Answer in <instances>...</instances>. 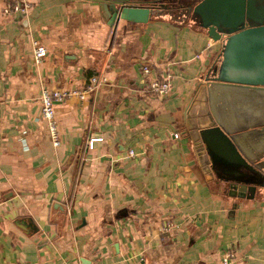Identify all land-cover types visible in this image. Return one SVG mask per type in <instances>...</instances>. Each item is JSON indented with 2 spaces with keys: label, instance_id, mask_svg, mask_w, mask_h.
<instances>
[{
  "label": "crops",
  "instance_id": "obj_1",
  "mask_svg": "<svg viewBox=\"0 0 264 264\" xmlns=\"http://www.w3.org/2000/svg\"><path fill=\"white\" fill-rule=\"evenodd\" d=\"M110 1L28 0L22 12L0 0V264H264V189L232 195L194 145L221 43L168 15L113 23ZM161 1L180 4L129 3ZM166 73L170 93L153 95ZM94 75L107 80L85 99L56 103L54 147L42 89L81 91Z\"/></svg>",
  "mask_w": 264,
  "mask_h": 264
},
{
  "label": "water",
  "instance_id": "obj_2",
  "mask_svg": "<svg viewBox=\"0 0 264 264\" xmlns=\"http://www.w3.org/2000/svg\"><path fill=\"white\" fill-rule=\"evenodd\" d=\"M179 3L111 0L106 5L113 23L119 19L146 22L152 16L168 15L174 22H195L210 39L221 43V60L205 77L209 122L195 128L194 145L199 159H208L232 195L253 199L257 191L264 189V138H255L264 134V108L235 109L227 104L235 93L253 96L250 103L256 106L264 104L259 99L264 97V0ZM231 113L236 117L251 113L252 119L230 121Z\"/></svg>",
  "mask_w": 264,
  "mask_h": 264
},
{
  "label": "built area",
  "instance_id": "obj_3",
  "mask_svg": "<svg viewBox=\"0 0 264 264\" xmlns=\"http://www.w3.org/2000/svg\"><path fill=\"white\" fill-rule=\"evenodd\" d=\"M28 8V0H15V2H8L5 6V11L11 9L26 12ZM32 55L34 62L40 64L47 56V49L40 44L38 41L33 42ZM143 72L148 74L150 68L148 66L143 67ZM105 77L92 76L90 82L81 91H61L58 89L48 90L42 89L40 94L41 102V116L47 124V130L50 140L54 147H58L61 143L60 136L57 128L56 116H55V105L56 103L63 102L67 97L71 95H77L80 99H85L88 93H92L98 86L106 82ZM148 90L155 96L164 97L170 93V75L166 73L160 77L154 79L149 83ZM178 134H175L177 137ZM101 138H91L89 141V148H92L93 143ZM129 155L133 156L134 152L129 151ZM224 264H228L229 260L223 259Z\"/></svg>",
  "mask_w": 264,
  "mask_h": 264
},
{
  "label": "rangeland",
  "instance_id": "obj_4",
  "mask_svg": "<svg viewBox=\"0 0 264 264\" xmlns=\"http://www.w3.org/2000/svg\"><path fill=\"white\" fill-rule=\"evenodd\" d=\"M178 2H186V0L184 1V0H178Z\"/></svg>",
  "mask_w": 264,
  "mask_h": 264
}]
</instances>
